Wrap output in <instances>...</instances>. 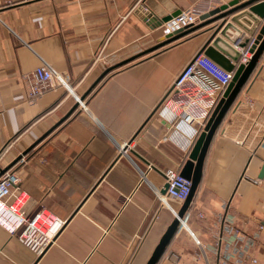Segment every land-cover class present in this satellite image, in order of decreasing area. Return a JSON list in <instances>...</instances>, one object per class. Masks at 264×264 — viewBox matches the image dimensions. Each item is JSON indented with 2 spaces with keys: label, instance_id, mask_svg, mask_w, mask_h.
Masks as SVG:
<instances>
[{
  "label": "crops",
  "instance_id": "0c3cea01",
  "mask_svg": "<svg viewBox=\"0 0 264 264\" xmlns=\"http://www.w3.org/2000/svg\"><path fill=\"white\" fill-rule=\"evenodd\" d=\"M229 1L0 0V174L65 221L41 258L0 226V264L149 262L184 204L162 205L157 191L204 128L162 103L208 33L148 51L162 41L161 19ZM44 64L73 93L56 85L30 97L25 76ZM216 103L197 98L201 122ZM185 218L158 264H252L240 253L252 238L264 264V55L213 138Z\"/></svg>",
  "mask_w": 264,
  "mask_h": 264
},
{
  "label": "built area",
  "instance_id": "2783aa9c",
  "mask_svg": "<svg viewBox=\"0 0 264 264\" xmlns=\"http://www.w3.org/2000/svg\"><path fill=\"white\" fill-rule=\"evenodd\" d=\"M202 14L199 8L182 11L178 16L163 23L162 36L167 37L186 27L198 25ZM251 56L248 51H245L240 63L247 64ZM233 76V72L224 70L204 54H199L178 75L172 90L162 104L170 108L184 123L188 125L200 123L205 126L195 112L197 98L207 93L217 95L218 102L232 82ZM25 80L32 98L42 95L45 90L56 85L73 93L67 80L46 64L26 75ZM78 103L83 104L80 99ZM126 150L127 147H123L121 152ZM165 179V192L157 191L160 204L167 205L169 197L185 201L191 191V181L177 171H167ZM19 183V178L13 173H6L0 177V226L11 235L17 236L27 249L41 258L56 244L65 227V221L42 206L32 204L31 199L20 191ZM185 219L184 216L179 226L185 225ZM228 232L232 233L233 229L230 228ZM235 236L238 241H242L237 234ZM254 243V238L247 240L246 251L243 252L244 254L240 253L245 255L252 264H260L259 260L252 257L250 253Z\"/></svg>",
  "mask_w": 264,
  "mask_h": 264
},
{
  "label": "water",
  "instance_id": "95a60500",
  "mask_svg": "<svg viewBox=\"0 0 264 264\" xmlns=\"http://www.w3.org/2000/svg\"><path fill=\"white\" fill-rule=\"evenodd\" d=\"M139 11L145 20H149L152 17L151 13L142 7L139 8ZM180 13V10L176 11L172 15L161 19L159 24L161 25L171 20ZM199 30H204L203 32L208 33V39L200 54H204L224 70L233 72L234 76L208 118L203 131L196 139L189 153L188 160L180 172L184 178L191 181L190 194L184 201L183 207L177 214L168 233L156 247L154 254L147 264H158L166 247L178 230L180 221L184 218L199 187L205 159L213 138L227 112L264 55V0H231L228 3L222 4L203 13L200 16V23L198 25L189 26L172 35L162 37V41L148 52L164 47L185 35ZM245 51H248L252 55L247 64L240 63ZM140 56L142 54L137 57ZM137 57L128 61L134 60ZM128 61H124L118 66ZM110 70L112 69H108L99 80ZM3 174L4 172L0 174V177Z\"/></svg>",
  "mask_w": 264,
  "mask_h": 264
}]
</instances>
